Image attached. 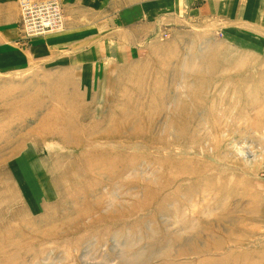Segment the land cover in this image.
<instances>
[{
    "label": "rangeland",
    "instance_id": "rangeland-1",
    "mask_svg": "<svg viewBox=\"0 0 264 264\" xmlns=\"http://www.w3.org/2000/svg\"><path fill=\"white\" fill-rule=\"evenodd\" d=\"M253 1H182L93 76L0 73V264H264Z\"/></svg>",
    "mask_w": 264,
    "mask_h": 264
},
{
    "label": "crops",
    "instance_id": "crops-1",
    "mask_svg": "<svg viewBox=\"0 0 264 264\" xmlns=\"http://www.w3.org/2000/svg\"><path fill=\"white\" fill-rule=\"evenodd\" d=\"M59 1L63 11V31L29 39L26 45L18 39V0H0V73H12L37 61L53 59L62 63L63 57H68L72 63L69 67L77 71L81 67L91 69L93 76L97 53L105 50L108 44L113 43L116 50L118 44L121 50L128 45H138L145 39L143 27L152 30L146 31L147 39L155 30L152 21L165 14L176 16L181 13L179 4L187 1L189 5L190 0ZM259 3L264 0L253 1V5ZM253 11L262 13L257 6ZM113 27L118 29L117 32L111 31ZM251 27L262 28V24L251 21Z\"/></svg>",
    "mask_w": 264,
    "mask_h": 264
},
{
    "label": "built area",
    "instance_id": "built-area-1",
    "mask_svg": "<svg viewBox=\"0 0 264 264\" xmlns=\"http://www.w3.org/2000/svg\"><path fill=\"white\" fill-rule=\"evenodd\" d=\"M17 6V30L25 40L52 32L64 25L59 0H18Z\"/></svg>",
    "mask_w": 264,
    "mask_h": 264
},
{
    "label": "bare ground",
    "instance_id": "bare-ground-1",
    "mask_svg": "<svg viewBox=\"0 0 264 264\" xmlns=\"http://www.w3.org/2000/svg\"><path fill=\"white\" fill-rule=\"evenodd\" d=\"M63 29H64V25H62V27H60V28H58V29L53 30L52 32H49V33H43V34H40V35H37V36H33V37L30 38V39L38 38V37H43V36H45V35H49V34H57V33L62 32Z\"/></svg>",
    "mask_w": 264,
    "mask_h": 264
}]
</instances>
